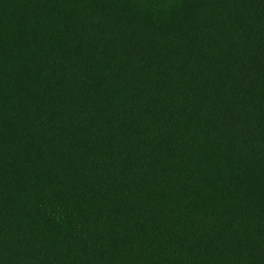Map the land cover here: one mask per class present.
<instances>
[{
    "label": "trees",
    "instance_id": "trees-1",
    "mask_svg": "<svg viewBox=\"0 0 264 264\" xmlns=\"http://www.w3.org/2000/svg\"><path fill=\"white\" fill-rule=\"evenodd\" d=\"M0 264H264V0H0Z\"/></svg>",
    "mask_w": 264,
    "mask_h": 264
}]
</instances>
